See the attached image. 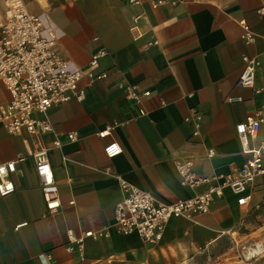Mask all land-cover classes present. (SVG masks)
I'll list each match as a JSON object with an SVG mask.
<instances>
[{"label": "crops", "instance_id": "obj_1", "mask_svg": "<svg viewBox=\"0 0 264 264\" xmlns=\"http://www.w3.org/2000/svg\"><path fill=\"white\" fill-rule=\"evenodd\" d=\"M46 2L39 16L54 31L57 51L71 69H89L92 56L104 50L93 72L106 77L83 78L81 101L72 99L47 112L53 134L45 136V143L57 139L61 144L48 154L60 202L55 211L46 208L28 137L11 136L0 124V164L15 163V190L0 198V264H174L225 241L232 245L228 234L240 241L250 238L255 222L264 217L259 213L264 176L249 188L247 207H238L227 189L208 213L171 219L158 245L110 232L65 250L69 231L80 236L110 226L121 200L115 176L167 203L207 190L206 185H182L175 161L191 159L195 174L208 178L245 163L235 128L261 107L264 91L236 88L235 82L246 61L264 65V19L256 13L264 0L176 7H152L148 0ZM240 21L255 35L254 43L243 42ZM255 88L264 89V68L256 72ZM237 96L242 102H228ZM8 100L0 89V104ZM104 130L108 135L98 137ZM70 132L76 135L72 142ZM262 138L264 126L250 147ZM110 142L121 147L112 159L103 152ZM210 150L215 154L208 157ZM250 264H264V257Z\"/></svg>", "mask_w": 264, "mask_h": 264}, {"label": "built area", "instance_id": "obj_2", "mask_svg": "<svg viewBox=\"0 0 264 264\" xmlns=\"http://www.w3.org/2000/svg\"><path fill=\"white\" fill-rule=\"evenodd\" d=\"M206 0H148L152 7H176L184 2L204 3ZM137 4L138 0H127ZM5 10L0 12V89H4L9 100L0 104V124L11 136L26 135L30 144V154L36 175L40 181V189L49 211L60 207L57 187L53 181L48 154L59 149L61 144L55 139L51 145L45 143V136L53 134L52 125L47 116L50 108L64 105L72 99L81 101L84 91L79 88L83 78L98 81L106 77L105 73L95 74L93 68L98 60L105 56L100 50L92 56L89 69L72 70L69 61L56 48L57 39L53 30H48L39 15L29 12L22 0H5ZM264 19V7L256 10ZM243 29L242 40L252 44L255 35L244 21L239 22ZM264 68L259 62L248 60L235 82V87L260 93L264 89L255 88L256 72ZM228 102H242L241 97H230ZM199 120L197 115H194ZM187 121V119H186ZM261 126H264V101L261 107L245 121L239 123L236 134L240 138L242 152L247 159L240 167L230 172L208 177H200L193 171L191 159L177 160L175 169L182 185L190 188L207 186L206 192L188 199L163 203L151 193L141 190L120 177H116L121 192V200L113 207L112 222L108 228L99 231H87L80 236L67 233L65 250L71 252L74 246L81 247L88 238L100 239L110 232L119 236H136L145 245H158L168 222L188 215H202L209 212L212 203L221 198L225 190L236 197L238 207L250 205L249 188L255 180L264 176V138L258 146L250 147L249 142L255 140ZM108 130L98 133L104 138ZM70 142L76 139L73 132L67 134ZM104 155L112 159L121 153L116 142H110L103 148ZM208 151V157L214 156ZM0 198L14 192L15 187L11 175L15 172V163L0 164ZM72 203V202H70ZM228 234L235 248L237 263L250 264L253 260L264 256V241L251 238L241 243L237 236Z\"/></svg>", "mask_w": 264, "mask_h": 264}, {"label": "rangeland", "instance_id": "obj_3", "mask_svg": "<svg viewBox=\"0 0 264 264\" xmlns=\"http://www.w3.org/2000/svg\"><path fill=\"white\" fill-rule=\"evenodd\" d=\"M5 0H0V12L5 10ZM24 4L26 5L27 9L34 12L36 15H40L38 13L39 9L47 8L46 0H23ZM264 213V209H261L259 213ZM256 230L250 238H258L261 241H264V217L257 222H255V229ZM250 238H242L241 243H245ZM230 245L227 241L223 244H219L215 247L214 251H205V252H194L191 257H186L185 260L182 262H176L174 264H223L226 263L225 260H228L229 257L235 256V248ZM264 257V256H261ZM233 263H237L236 259H234ZM170 264V263H167Z\"/></svg>", "mask_w": 264, "mask_h": 264}, {"label": "snow or ice", "instance_id": "obj_4", "mask_svg": "<svg viewBox=\"0 0 264 264\" xmlns=\"http://www.w3.org/2000/svg\"><path fill=\"white\" fill-rule=\"evenodd\" d=\"M0 171H2V170H0Z\"/></svg>", "mask_w": 264, "mask_h": 264}]
</instances>
